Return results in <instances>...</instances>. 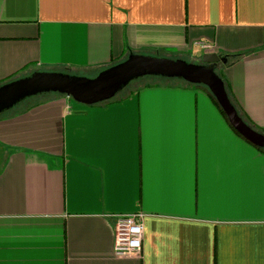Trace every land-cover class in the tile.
<instances>
[{"label": "crops", "instance_id": "1", "mask_svg": "<svg viewBox=\"0 0 264 264\" xmlns=\"http://www.w3.org/2000/svg\"><path fill=\"white\" fill-rule=\"evenodd\" d=\"M129 52L242 53L215 72L264 129V0H0V80ZM177 80L0 117V264H264V151ZM132 212L141 247L115 256L110 215Z\"/></svg>", "mask_w": 264, "mask_h": 264}, {"label": "water", "instance_id": "2", "mask_svg": "<svg viewBox=\"0 0 264 264\" xmlns=\"http://www.w3.org/2000/svg\"><path fill=\"white\" fill-rule=\"evenodd\" d=\"M222 54L204 53L199 62L156 54L129 52L122 60L97 71L93 76L70 74L62 70H34L0 83V113L27 97L57 93L73 101L90 105L112 98L131 80L144 76L178 78L204 86L225 115L229 125L246 141L264 149V134L248 125L230 101L222 79L216 74L217 63H225Z\"/></svg>", "mask_w": 264, "mask_h": 264}, {"label": "built area", "instance_id": "3", "mask_svg": "<svg viewBox=\"0 0 264 264\" xmlns=\"http://www.w3.org/2000/svg\"><path fill=\"white\" fill-rule=\"evenodd\" d=\"M201 47L207 48V45L201 43ZM110 217L113 231V254L122 257L139 251L142 241V214L140 212L114 213Z\"/></svg>", "mask_w": 264, "mask_h": 264}, {"label": "trees", "instance_id": "4", "mask_svg": "<svg viewBox=\"0 0 264 264\" xmlns=\"http://www.w3.org/2000/svg\"><path fill=\"white\" fill-rule=\"evenodd\" d=\"M241 54L242 53H233V54H228V55H225V56H226L228 62H232V61L236 60ZM64 71L65 72H68L70 74H74V73H72V72H70L68 70H64ZM144 77L147 78L149 76H144ZM144 77H141V78H144ZM157 77H159V76H157ZM141 78H139V79H141ZM161 78H163V77H161ZM11 79H13V77H8V78H5V79H2V80H0V83L5 82V81H8V80H11ZM172 79H178V78H172ZM179 80H181L182 82H184L186 84H189L188 82H185L182 79H179ZM193 85H196V84H193ZM135 87H137V86H135ZM135 87L132 88V87L125 86L124 88H122V90H120L119 92H117L112 98H110L108 100H105V101H102V102H99V103H108V102H111V101H118V100L126 97L127 95H129L134 90ZM202 87L204 88V90L208 94V96L211 99V101L214 103V105L220 111V113L225 117V115L223 114V112L221 111V109L219 108V106L217 105V103L214 100V98L212 97V95L207 91V89L204 86H202ZM224 87H225V89L227 88V86H225V85H224ZM55 94L56 95H61V94H57V93H42V94H37V95H34V96L27 97L24 100H22L19 103H17L16 105H14L13 107H11L10 109H8V110L0 113V117L1 116L14 115V114H17V113L24 112V111L28 110L29 108H31L32 106H34V105L42 102L43 100H45L47 98V96L55 95ZM230 101L232 102L231 99H230ZM232 104H233V102H232ZM233 105L236 108L235 104H233ZM236 110H237L238 114L242 117V119L248 125H250L255 130H257V131H259V132H261V133L264 134V129L263 128H260V127H258L256 125H254L253 123H251V121H249L245 117V115L242 114V112L239 109L236 108ZM259 149L262 150V151H264V149H261V148H259Z\"/></svg>", "mask_w": 264, "mask_h": 264}, {"label": "rangeland", "instance_id": "5", "mask_svg": "<svg viewBox=\"0 0 264 264\" xmlns=\"http://www.w3.org/2000/svg\"><path fill=\"white\" fill-rule=\"evenodd\" d=\"M74 74H77V73H74ZM78 75L90 77V76H93L94 74L92 75V73H90V72H88V73L80 72V73H78ZM163 81H174V79H172V78H161V77H157V76H149L147 78L144 77L141 79L136 78L134 80H131L126 86L133 88V87L138 86L140 84H148V83L163 82ZM177 81H181V80H177Z\"/></svg>", "mask_w": 264, "mask_h": 264}]
</instances>
